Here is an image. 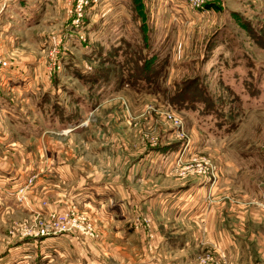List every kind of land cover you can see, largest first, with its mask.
Masks as SVG:
<instances>
[{
	"label": "rangeland",
	"instance_id": "obj_1",
	"mask_svg": "<svg viewBox=\"0 0 264 264\" xmlns=\"http://www.w3.org/2000/svg\"><path fill=\"white\" fill-rule=\"evenodd\" d=\"M20 1L0 0V48L15 71L4 95L24 121L4 125L0 154L28 176L11 191L28 210L0 217V256L64 217L72 232L55 237L99 245L101 264H264V0H55L33 26ZM154 154L158 166L141 164ZM101 180L126 183L138 212L105 224L71 200L77 183ZM194 182L198 218L156 203ZM31 196L53 210H33ZM211 226L238 246L219 250ZM127 227L139 233L130 243L105 235Z\"/></svg>",
	"mask_w": 264,
	"mask_h": 264
},
{
	"label": "crops",
	"instance_id": "obj_2",
	"mask_svg": "<svg viewBox=\"0 0 264 264\" xmlns=\"http://www.w3.org/2000/svg\"><path fill=\"white\" fill-rule=\"evenodd\" d=\"M55 0H33L32 3H28L27 0H21L19 3L21 16L26 17L25 24L28 22V25L33 26L37 25L41 21V16L43 11L54 3ZM2 43V42H1ZM2 45V44H1ZM1 47V46H0ZM3 47V45H2ZM12 66V63H11ZM8 68L4 71V74L0 78V146H6L10 140V133L5 128V124L10 123H23L22 115L19 107L15 106L16 103L10 102L11 100L7 99L4 93L11 95L14 91V88L11 87V77L14 76V70ZM23 96V92L20 93ZM31 93L27 92V97ZM34 94V93H32ZM46 97V96H45ZM37 107V106H36ZM32 108V113H36L35 110L39 108ZM21 109L23 107H20ZM92 110V108H90ZM37 116V114H33ZM55 119V118H54ZM53 119V120H54ZM58 119V117H57ZM51 123V118L46 123ZM56 125H59V121L54 122ZM61 125L75 124L74 121L71 123L60 122ZM77 124V123H76ZM0 154V217L5 213L19 210L26 212L28 209L20 210L16 206V201L11 195V191L15 187L22 186L26 183L27 175H18L15 169L14 164L5 162ZM159 156L154 154L146 157L142 165L149 167H156L158 163L162 160L158 159ZM55 173L68 172L66 169H59L54 171ZM68 174L66 181L73 179V175ZM143 182V181H141ZM188 187L172 192H166L157 197L156 203L164 207L167 215L180 217L183 216L185 219H194L198 218L200 212L203 209L204 196L201 193L202 188L197 182L195 184L191 183ZM127 185L124 182L118 180H101L94 182H85L76 185L71 200H75L79 205H86L99 213L100 220L103 223L112 222L114 219L126 220L129 217H133L138 212V206L136 199L130 200L126 195ZM33 210H42L43 212H48L53 210L54 203L51 202L48 205L43 206L41 202L34 201L33 196H31ZM30 200V199H29ZM34 201V202H33ZM180 205V206H179ZM181 207V208H180ZM56 208V206H55ZM180 208V209H178ZM31 211V206L30 209ZM213 220V219H212ZM217 222V221H216ZM217 227V223H216ZM211 226L209 231L206 234L213 237L214 243H218L219 250L230 251L238 246V237H234L233 232L229 230H224L221 228H216ZM129 230H132L130 227L126 229L115 228L110 230L107 228L105 235L108 238L111 234L114 235L117 239H120L125 242H131L132 240L138 237L139 233ZM116 240V239H115ZM237 241V242H236ZM107 254L110 261H119L120 257L118 248L112 249V245L107 244ZM95 249H99V245L92 243L84 244V242L75 241L73 239H68L67 237H51L46 239H38L35 241L33 239L26 240L20 244L7 248L5 254L0 256V264H53L60 260H65L67 264H101L102 257L96 254ZM103 249V248H102ZM103 259L107 257L106 252H103ZM130 256V254H128ZM103 264V263H102ZM129 264H149V262H140V263H129Z\"/></svg>",
	"mask_w": 264,
	"mask_h": 264
},
{
	"label": "built area",
	"instance_id": "obj_3",
	"mask_svg": "<svg viewBox=\"0 0 264 264\" xmlns=\"http://www.w3.org/2000/svg\"><path fill=\"white\" fill-rule=\"evenodd\" d=\"M189 5L196 7V8H201V2L203 0H186ZM205 2V1H204ZM202 2V3H204ZM88 0H78L77 3V8L82 9V7H85L88 5ZM78 20V17H77ZM11 63L10 61L5 60L2 57V51L0 48V78L1 76L4 74V71L7 70L8 68H10ZM37 215H40V212L37 213ZM72 228L69 226V223L67 221L66 218L63 217L62 220H59L57 223L55 224H50L47 226H44V228H41L40 231L36 230V229H32L30 230V233H28L29 231H26L24 236L25 238H34V237H43V238H51V237H55L58 234L62 233H70L72 232L71 230ZM42 239V238H40Z\"/></svg>",
	"mask_w": 264,
	"mask_h": 264
},
{
	"label": "trees",
	"instance_id": "obj_4",
	"mask_svg": "<svg viewBox=\"0 0 264 264\" xmlns=\"http://www.w3.org/2000/svg\"><path fill=\"white\" fill-rule=\"evenodd\" d=\"M208 8V7H207ZM138 82H139V84H140V82H144L143 80H138ZM146 82V81H145ZM258 95V94H257ZM254 96H256V95H254ZM61 120V122H64V123H71L72 121H73V117H71L70 118V120H67V119H63V118H61L60 119ZM70 121V122H69ZM74 123H75V121H74ZM66 125V124H65ZM220 125H222V123H220ZM225 126H226V123H225ZM219 128L220 129H222L220 126H219ZM223 132H224V130H223Z\"/></svg>",
	"mask_w": 264,
	"mask_h": 264
}]
</instances>
